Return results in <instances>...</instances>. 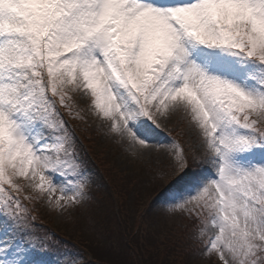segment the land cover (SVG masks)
<instances>
[{
  "label": "snow or ice",
  "instance_id": "1",
  "mask_svg": "<svg viewBox=\"0 0 264 264\" xmlns=\"http://www.w3.org/2000/svg\"><path fill=\"white\" fill-rule=\"evenodd\" d=\"M81 112L168 156L153 207L191 222L196 253L264 264V0H0V264H79L24 201H89ZM178 113L187 148L156 139Z\"/></svg>",
  "mask_w": 264,
  "mask_h": 264
},
{
  "label": "rangeland",
  "instance_id": "2",
  "mask_svg": "<svg viewBox=\"0 0 264 264\" xmlns=\"http://www.w3.org/2000/svg\"><path fill=\"white\" fill-rule=\"evenodd\" d=\"M80 107L87 109V105L82 102ZM85 115V118L91 121V124L88 125L96 126V129L100 128H97L100 125V121L91 113ZM70 118L73 121V118ZM178 128L182 131V139L186 142L187 147L189 142L195 143L192 133L189 132L188 124L183 121L182 114L179 113L172 116L168 123V133L161 134L156 139L165 144H168L171 138L181 142L175 135L171 134L173 130ZM83 149L78 146L80 155L84 152ZM89 149H91V144ZM92 150L93 152L89 156L93 166L85 165L90 174L89 201L77 209L69 210L63 215L49 211L47 206L43 204L41 207L42 216L45 222L50 225L49 232L52 231L50 233L52 236L62 239L56 243L54 241L59 252L70 254L73 258L79 260V264H143V261H141L142 257L140 256L139 259L138 255L139 253L140 255H146L147 253L145 254L142 249L138 250L135 246H126L125 243L124 245L116 241V239H111V232L108 231L109 229L104 220L113 212L112 209H114L115 205L113 204V199L119 198L118 192L124 189L120 187V184L123 182L121 179L124 178L125 172L133 177L137 175L141 181L140 186H146L143 191L144 196L138 197L139 199L135 205L130 199V202L133 203L134 214L137 217L145 209V212H147L143 229H140V224L138 225L139 228L136 227L135 229V232L138 229L139 232L145 231L147 239L146 242L142 240L143 245L146 244V247H150L153 238L163 235L169 228L178 230L185 226L188 220L182 214L170 213L163 208L153 207V201L160 184L157 174L168 167L170 160L164 152L159 150L144 155H134L127 144L119 141L114 136L105 135V133L96 137ZM85 151L87 150L85 149ZM82 159L85 160L84 157ZM21 182H23V178H21ZM114 185L116 188H114ZM152 193L153 195L149 197ZM110 195L114 198L112 199ZM123 196L133 198L128 193L123 194ZM126 208L128 211L132 210L131 207ZM124 214L127 215L126 210ZM127 224H130L128 227L131 229L133 226L132 221L129 222V219H127L125 226ZM148 233L153 237H148ZM190 233L191 231L187 232V241L189 243L191 240H189ZM114 235L117 234L112 233V237ZM118 243L119 245H117ZM191 244H194V242ZM90 248H96L97 252H101L98 258L106 261L98 260V258L97 260L93 259V255L89 253ZM135 250L137 251L136 255L133 253ZM56 258V250H54L49 254L48 259L54 264ZM213 260L214 258H204L198 253L194 254L192 259L189 258V262L193 264H211Z\"/></svg>",
  "mask_w": 264,
  "mask_h": 264
},
{
  "label": "trees",
  "instance_id": "3",
  "mask_svg": "<svg viewBox=\"0 0 264 264\" xmlns=\"http://www.w3.org/2000/svg\"><path fill=\"white\" fill-rule=\"evenodd\" d=\"M123 177L124 178L121 179L123 182H121L120 187L124 189L119 192L116 190L119 198L117 197L115 199L110 195L112 199L114 198L113 204H115L114 209H112L113 212L111 213L113 216L109 215L107 219L104 220L109 229L108 231L111 232L110 238L113 240L116 239L119 243H125L126 246H135L138 250H144L145 254L147 253L146 255H140V253L138 255L139 259L140 256L142 257L141 261H143V264H191L192 262H189V258L192 259L193 255H196V252L194 251L195 244H191L193 241L190 240V237V243L187 241V232L189 233L191 231V222L188 219V223L182 226L181 229L174 230L169 228L163 235L153 238L150 247H146V244L143 245L142 240L146 242L147 239L146 233L145 231L139 232V229L135 232V229L136 227L139 228V224L141 227L140 229H143V223L146 221L147 212H145V209V211L137 217V215L134 214L133 203L130 202V199L135 205L136 201L139 199L138 197L144 196L143 191L146 189V186H140L141 181L138 179L137 175L133 177L124 172ZM114 188H116L115 185ZM125 193L132 195L133 198L123 196ZM127 204H129V206H127ZM126 207H131L133 211H128ZM125 210L127 215L124 214ZM127 219H129V222L132 221L133 226L131 229L128 227L130 224L125 226V221H127ZM112 233L117 235L112 237ZM148 237L152 238L153 236L148 233ZM119 243L117 245H119ZM95 249L96 248H90V251L93 254V258L97 260L101 252H97ZM133 253L136 255L137 251L135 250ZM98 260L103 259L98 258Z\"/></svg>",
  "mask_w": 264,
  "mask_h": 264
}]
</instances>
